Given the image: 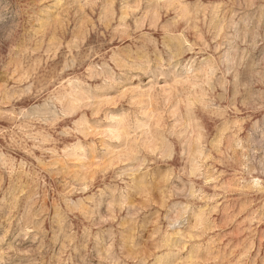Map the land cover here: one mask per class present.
Returning a JSON list of instances; mask_svg holds the SVG:
<instances>
[{
	"label": "rangeland",
	"instance_id": "obj_1",
	"mask_svg": "<svg viewBox=\"0 0 264 264\" xmlns=\"http://www.w3.org/2000/svg\"><path fill=\"white\" fill-rule=\"evenodd\" d=\"M0 264H264V0H0Z\"/></svg>",
	"mask_w": 264,
	"mask_h": 264
}]
</instances>
